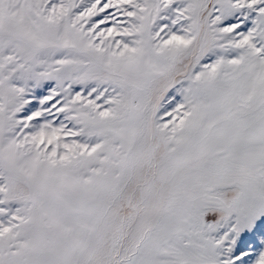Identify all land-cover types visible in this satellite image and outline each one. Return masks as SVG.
I'll return each mask as SVG.
<instances>
[{"label":"snow or ice","instance_id":"1","mask_svg":"<svg viewBox=\"0 0 264 264\" xmlns=\"http://www.w3.org/2000/svg\"><path fill=\"white\" fill-rule=\"evenodd\" d=\"M0 264H264V0H0Z\"/></svg>","mask_w":264,"mask_h":264}]
</instances>
